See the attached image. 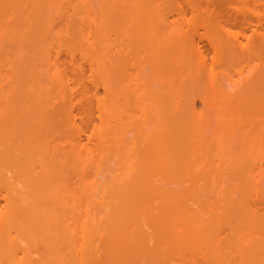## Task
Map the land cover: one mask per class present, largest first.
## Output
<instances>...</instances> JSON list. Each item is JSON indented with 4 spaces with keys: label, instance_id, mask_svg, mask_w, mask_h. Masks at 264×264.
Returning <instances> with one entry per match:
<instances>
[{
    "label": "bare ground",
    "instance_id": "1",
    "mask_svg": "<svg viewBox=\"0 0 264 264\" xmlns=\"http://www.w3.org/2000/svg\"><path fill=\"white\" fill-rule=\"evenodd\" d=\"M0 264H264V0H0Z\"/></svg>",
    "mask_w": 264,
    "mask_h": 264
}]
</instances>
